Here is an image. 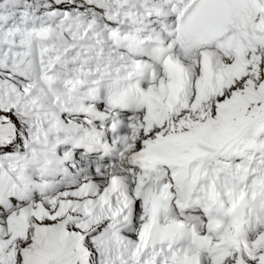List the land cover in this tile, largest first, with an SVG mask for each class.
I'll list each match as a JSON object with an SVG mask.
<instances>
[{"label":"snow or ice","instance_id":"1","mask_svg":"<svg viewBox=\"0 0 264 264\" xmlns=\"http://www.w3.org/2000/svg\"><path fill=\"white\" fill-rule=\"evenodd\" d=\"M0 264H264V0H0Z\"/></svg>","mask_w":264,"mask_h":264}]
</instances>
